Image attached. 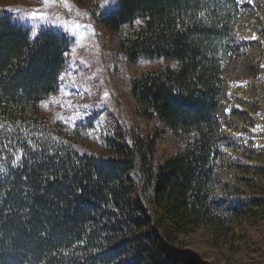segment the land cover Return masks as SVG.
Here are the masks:
<instances>
[{
  "label": "trees",
  "instance_id": "1",
  "mask_svg": "<svg viewBox=\"0 0 264 264\" xmlns=\"http://www.w3.org/2000/svg\"><path fill=\"white\" fill-rule=\"evenodd\" d=\"M99 1L88 10L119 56L164 62L129 82L161 127L114 125L95 145L93 115L43 113L73 39L0 6V264H206L185 248L199 230L237 250L264 226V78L231 84L227 69L262 66L264 0L240 37L246 0H115L102 14ZM163 134L177 147L159 160Z\"/></svg>",
  "mask_w": 264,
  "mask_h": 264
},
{
  "label": "rangeland",
  "instance_id": "2",
  "mask_svg": "<svg viewBox=\"0 0 264 264\" xmlns=\"http://www.w3.org/2000/svg\"><path fill=\"white\" fill-rule=\"evenodd\" d=\"M95 0H0V6L11 8L17 22L30 25L35 31L46 24L59 28L73 39L70 60L62 74L61 88L43 101L41 111L51 119H86L93 115L95 128L87 131L86 140L97 144L98 136L114 126L132 127L150 133L161 127L155 120H148L139 111V103L129 91L130 79L148 68L164 65L161 60L129 64L116 51L118 34L101 25L90 15L89 7ZM99 14L112 8V0H100ZM249 6L239 19L234 31L237 37L248 35L259 13L254 0H246ZM95 4V8H96ZM34 13L39 19H32ZM257 22V21H256ZM255 22V23H256ZM255 53V52H254ZM255 57L244 69L235 65L228 67V79L264 78V61L258 70ZM242 64V63H241ZM264 95V87L260 88ZM263 126L262 122L259 123ZM177 147L163 134L156 157L161 160ZM250 238L239 243L236 250L226 246H213L202 230L185 237L186 250L194 253L206 264H264V226L250 231Z\"/></svg>",
  "mask_w": 264,
  "mask_h": 264
},
{
  "label": "snow or ice",
  "instance_id": "3",
  "mask_svg": "<svg viewBox=\"0 0 264 264\" xmlns=\"http://www.w3.org/2000/svg\"><path fill=\"white\" fill-rule=\"evenodd\" d=\"M45 2H47V0H45ZM112 2H115V0H112ZM39 15L37 13H34L32 16V19H39Z\"/></svg>",
  "mask_w": 264,
  "mask_h": 264
}]
</instances>
